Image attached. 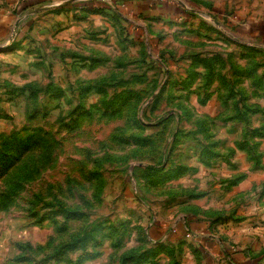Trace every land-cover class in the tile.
Returning a JSON list of instances; mask_svg holds the SVG:
<instances>
[{
  "label": "rangeland",
  "instance_id": "1",
  "mask_svg": "<svg viewBox=\"0 0 264 264\" xmlns=\"http://www.w3.org/2000/svg\"><path fill=\"white\" fill-rule=\"evenodd\" d=\"M20 1L0 144L39 162L0 207V264H264V0Z\"/></svg>",
  "mask_w": 264,
  "mask_h": 264
},
{
  "label": "trees",
  "instance_id": "2",
  "mask_svg": "<svg viewBox=\"0 0 264 264\" xmlns=\"http://www.w3.org/2000/svg\"><path fill=\"white\" fill-rule=\"evenodd\" d=\"M40 2L41 0H21L20 8L22 11H28L40 4ZM98 3L105 5L101 2ZM28 143L29 142L19 138H17V140H11L10 137L5 142L3 141L0 144V177L4 179L5 185L4 191L0 193V207L5 208L4 205H8L13 202L14 198L18 196L23 183L27 180L32 179L34 175H38V172L35 170V166L39 162V155L36 156V152L31 151L32 149L31 147H28ZM22 144H25L27 146L21 147ZM28 158L32 160V164H28V162H26V159ZM21 164L25 166L24 169L21 168ZM192 231L193 230L188 219L184 226V232L191 233ZM151 233L153 235V230L151 231ZM152 235L149 232L146 237L158 243L160 249H164V244H161V240H154V237ZM169 236L167 237L166 241L170 239ZM208 241L212 242L213 240L208 239ZM155 253L157 252L154 250H150L149 253H145L142 255L137 254L138 256L133 255L130 257L129 262H137L138 264L145 263L151 260V258L155 256Z\"/></svg>",
  "mask_w": 264,
  "mask_h": 264
},
{
  "label": "water",
  "instance_id": "3",
  "mask_svg": "<svg viewBox=\"0 0 264 264\" xmlns=\"http://www.w3.org/2000/svg\"><path fill=\"white\" fill-rule=\"evenodd\" d=\"M2 47H0V49H1Z\"/></svg>",
  "mask_w": 264,
  "mask_h": 264
}]
</instances>
